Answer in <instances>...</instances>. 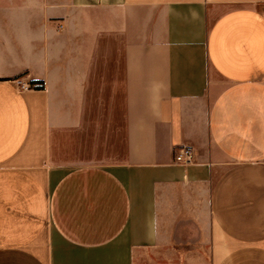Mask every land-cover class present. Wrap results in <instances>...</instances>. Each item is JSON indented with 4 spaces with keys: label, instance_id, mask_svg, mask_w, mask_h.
<instances>
[{
    "label": "crops",
    "instance_id": "obj_1",
    "mask_svg": "<svg viewBox=\"0 0 264 264\" xmlns=\"http://www.w3.org/2000/svg\"><path fill=\"white\" fill-rule=\"evenodd\" d=\"M0 264H264V0H0Z\"/></svg>",
    "mask_w": 264,
    "mask_h": 264
},
{
    "label": "built area",
    "instance_id": "obj_2",
    "mask_svg": "<svg viewBox=\"0 0 264 264\" xmlns=\"http://www.w3.org/2000/svg\"><path fill=\"white\" fill-rule=\"evenodd\" d=\"M17 84L20 89L27 90L31 87H40L39 84L34 83V84H27L21 80L17 81ZM175 151L174 155V162L176 164H190L195 161V154L194 150L189 146V145H181Z\"/></svg>",
    "mask_w": 264,
    "mask_h": 264
}]
</instances>
